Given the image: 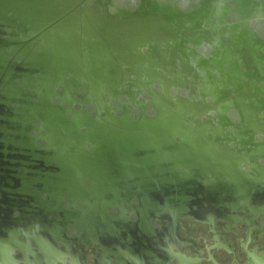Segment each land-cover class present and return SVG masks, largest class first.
<instances>
[{"label": "flooded vegetation", "instance_id": "flooded-vegetation-1", "mask_svg": "<svg viewBox=\"0 0 264 264\" xmlns=\"http://www.w3.org/2000/svg\"><path fill=\"white\" fill-rule=\"evenodd\" d=\"M142 1L88 0L121 23ZM12 6L0 42L31 35ZM150 11L160 27L79 23L6 67L0 264H264V48Z\"/></svg>", "mask_w": 264, "mask_h": 264}, {"label": "rangeland", "instance_id": "rangeland-1", "mask_svg": "<svg viewBox=\"0 0 264 264\" xmlns=\"http://www.w3.org/2000/svg\"><path fill=\"white\" fill-rule=\"evenodd\" d=\"M256 3L258 8L255 7ZM127 4L134 6L137 2L127 0ZM140 5L141 9L136 11L135 15L129 16L130 19L125 23L105 18L104 24L94 27L95 23L91 22L93 32L96 31L100 36L102 33L106 36H136L140 32V27H145L144 24L150 23L151 20H154L151 24L160 27V20L151 18L148 14L149 10H152L151 13L164 18L163 23L166 26L170 25L173 28L211 26L210 33L203 31L184 36H242L253 49L264 48L257 43L258 36H264V0H192L191 4H185L184 0H143ZM96 19L97 23L102 22V17L97 14ZM86 21L89 22L87 18ZM235 21L240 23L232 26L231 23ZM179 64V59L175 58L173 67L169 69L171 73L176 74L175 70L180 67ZM171 73L169 72L170 75Z\"/></svg>", "mask_w": 264, "mask_h": 264}, {"label": "water", "instance_id": "water-1", "mask_svg": "<svg viewBox=\"0 0 264 264\" xmlns=\"http://www.w3.org/2000/svg\"><path fill=\"white\" fill-rule=\"evenodd\" d=\"M3 2H7L9 4H12L16 7V9L10 10L13 12V15L16 16L15 13L23 12L25 16H27L26 19L30 20V23L37 28L35 29L32 26H30L27 30L31 35H26L29 37V39H23V40H12L6 43V40H2L3 42H0V50L3 51L6 45H9V47H12L11 50H15L13 54L10 53V51H6L5 54L9 56V61L6 63L7 65L3 67L0 71V84H4L7 79V75L11 72V70H8L6 67L10 66V64L15 63V65H18V61L22 59L23 54L25 53V62L28 58L27 50L29 51V48L35 43V41H41L43 36H59L61 32H64L67 34V31L70 27H88L94 33L93 35L98 36L97 32H93L94 30L91 27V22L95 23L94 27L96 25H100V23H97L96 14L98 16H101L99 13L95 12V9L89 7L88 0H2ZM17 17V16H16ZM102 17V16H101ZM86 18L89 20V22L86 21ZM105 18L108 17H102V21H104ZM260 19L261 17H257ZM254 18V19H257ZM94 21V22H93ZM79 23L81 25H79ZM72 29V28H71ZM72 33V32H71ZM138 32L137 34H140ZM30 55V53H29ZM2 65H5L4 63ZM34 71V70H33ZM32 71V76L34 75V72ZM42 73V72H41ZM22 81H24L23 77H20ZM54 90V88H53ZM72 111H76L74 108V104L71 103L70 106ZM84 112V110H80Z\"/></svg>", "mask_w": 264, "mask_h": 264}, {"label": "clouds", "instance_id": "clouds-1", "mask_svg": "<svg viewBox=\"0 0 264 264\" xmlns=\"http://www.w3.org/2000/svg\"><path fill=\"white\" fill-rule=\"evenodd\" d=\"M185 4H191L192 0H184Z\"/></svg>", "mask_w": 264, "mask_h": 264}]
</instances>
